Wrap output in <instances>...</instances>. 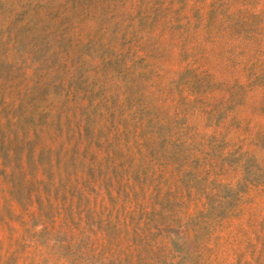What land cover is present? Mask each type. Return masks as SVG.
I'll return each instance as SVG.
<instances>
[{
	"label": "rangeland",
	"instance_id": "obj_1",
	"mask_svg": "<svg viewBox=\"0 0 264 264\" xmlns=\"http://www.w3.org/2000/svg\"><path fill=\"white\" fill-rule=\"evenodd\" d=\"M0 264H264V0H0Z\"/></svg>",
	"mask_w": 264,
	"mask_h": 264
}]
</instances>
